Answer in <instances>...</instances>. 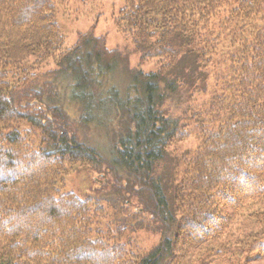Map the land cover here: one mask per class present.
<instances>
[{
    "label": "trees",
    "instance_id": "1",
    "mask_svg": "<svg viewBox=\"0 0 264 264\" xmlns=\"http://www.w3.org/2000/svg\"><path fill=\"white\" fill-rule=\"evenodd\" d=\"M72 1L89 0H0V264H122L88 202L63 191L69 168L95 163L163 218L132 264L264 263V0H124L117 32L154 68L131 71L122 96L104 85L121 54L103 37L67 46L58 10ZM211 78L200 117L217 130L183 174L158 177L183 121L164 107ZM72 105L81 125L123 110L112 164L71 132Z\"/></svg>",
    "mask_w": 264,
    "mask_h": 264
},
{
    "label": "rangeland",
    "instance_id": "2",
    "mask_svg": "<svg viewBox=\"0 0 264 264\" xmlns=\"http://www.w3.org/2000/svg\"><path fill=\"white\" fill-rule=\"evenodd\" d=\"M123 5L124 0H89L73 2L70 5L60 3L58 10L59 22L68 47L76 44L79 35L91 32L105 39L108 50L121 54V57L118 56L114 62V71L109 77L104 78V85L114 87L120 96L126 93V89L131 84V71L141 69L148 72L154 68L152 63L141 64L133 46L117 32L114 18ZM218 84L211 78L207 87L200 82L195 90L194 86L181 87L175 99L176 105H171L170 108L164 107L163 111L169 110L174 117L183 121L177 139L167 148L165 159L158 164V177L168 179L170 182L175 170V175L183 174L185 161L200 148L209 131L217 130L219 125H210L207 119L200 117V110L207 108L214 100ZM70 107L72 113L76 115L71 118L69 124L71 132L77 134L91 147L98 149L102 159L112 164L114 149L120 141L118 134L126 125L123 110L118 111V108L115 110L111 107L110 110L99 112L98 116H93L89 122L85 121L81 125L78 122L79 114L82 115L81 107L77 105ZM208 127L212 130H208ZM105 166L107 165L104 163H95L87 167L69 168L64 178L63 191L72 192L83 202H88L92 216L97 218L94 222L96 231L100 236L102 235L105 242L119 245L122 264H132L130 262L132 257L136 260L160 244L161 234L165 232L166 227L159 222V219L163 218L154 215V210L147 211V206L141 201L140 196L131 195L126 190L116 191V181H114L116 176H113L112 172L111 175H106ZM183 177H178L179 184L183 183ZM136 188L139 189L138 186ZM165 218L167 216H164Z\"/></svg>",
    "mask_w": 264,
    "mask_h": 264
}]
</instances>
